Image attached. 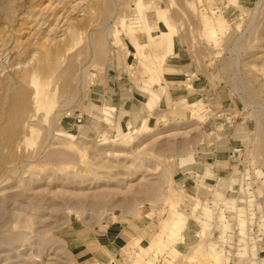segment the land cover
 <instances>
[{"label":"rangeland","instance_id":"rangeland-1","mask_svg":"<svg viewBox=\"0 0 264 264\" xmlns=\"http://www.w3.org/2000/svg\"><path fill=\"white\" fill-rule=\"evenodd\" d=\"M144 1L178 31L164 90L134 0H0V264H264V0Z\"/></svg>","mask_w":264,"mask_h":264},{"label":"bare ground","instance_id":"bare-ground-1","mask_svg":"<svg viewBox=\"0 0 264 264\" xmlns=\"http://www.w3.org/2000/svg\"><path fill=\"white\" fill-rule=\"evenodd\" d=\"M154 2H156V1H153L152 3H154ZM154 4H152V5L154 7L153 11H154V14L156 15V20L151 22L147 18L148 8H150L149 4L147 5L144 0H134L133 12L131 13V16L127 20H126V18L122 19L121 22H119V23L122 26L125 25V27H127V30L129 31L130 34L135 33L134 41H135L136 47L135 46L134 47L137 48V50L141 54H142L143 46H145L146 44H149V45L151 44V45L156 46V47L159 46L166 52V53H163L161 55H152L153 57H149L150 54H149V56H146V54H142V56L144 55V57H141L140 55H137L138 57L140 56V59L143 58L142 60H140V63H141V61H143L142 64L144 63L146 65V67L145 66L144 67L146 69L148 68L149 72H151L150 77L152 75V79H153L152 81H154L156 84H159L164 90V85L162 84V78H163V75H164V66H165L166 61H167V57L166 56H167V54L169 52L173 51L174 48H175V38H176V36L178 34V31H177V28L175 27V25L173 23V19L170 16L169 12H167V10L164 9V7L162 8L161 5L158 6V5H156V4L154 5ZM152 5H151V8H153ZM106 12H107V10H106ZM161 23L165 24L167 26V29H161L160 28ZM223 26H225V22L220 21V20H216L215 23L207 22L206 23V30H207L206 33H208L210 36L211 35L214 36V35L217 34V32H219L218 29H221ZM154 29L155 30L156 29L159 30L158 31V35L156 37L153 34V30ZM143 34H145L147 36L146 39H148V40H147L146 43H142L141 40H140V36L139 35H143ZM47 44H48V46H47ZM47 44H46V42L45 43L42 42V43H40L38 45L39 46V52H40L41 55H40V58L39 59L37 58L38 60H36V61H38L37 62V66L39 67L40 70L41 69H47V68L49 69L50 66L52 68V66H54V65H59V59L60 58H57V56L60 54L59 53V48L58 47H54L53 48V45L51 44V42H50V44L52 45V47H51V45L49 46V42ZM61 51L62 50H60V52ZM143 53H144V51H143ZM62 54H63V52H62ZM49 58H51L50 61L52 60V63H49V62L46 63L47 59H49ZM142 64H141V66H142ZM70 66L72 67L71 63H70ZM73 67H74V65H73ZM24 70L22 72L20 71L21 72L20 73L21 79H25L28 76L27 75V73H28L27 70H25V71ZM32 84L36 88L34 90V97H38L41 94L42 91L40 89L39 84L37 83V79L36 78H34L32 80ZM68 86L69 85H67V87ZM31 95H33V94H31V91L26 86L19 85L17 87V90L14 93V101H13V104H12V106H13L12 110H9L8 114H7L9 119H11V120L16 119V121H18L17 119H19V113L27 105L28 99H29V97ZM178 218H180V216ZM182 223H184L183 219H182ZM180 228H181L180 227V220H177L176 223H175V229L178 232L180 230ZM176 233L174 232L173 234H176ZM151 243L153 245H155V246H158L159 244L163 243L162 236L160 234L155 235L154 238L151 240ZM161 246H162V244H161ZM214 248H215V246H214ZM208 252H210V250ZM210 254L213 256L212 258H214L216 260V262L220 261V259H221L220 258V255H221L220 253L214 251V252H212ZM205 255H206V253H205Z\"/></svg>","mask_w":264,"mask_h":264}]
</instances>
